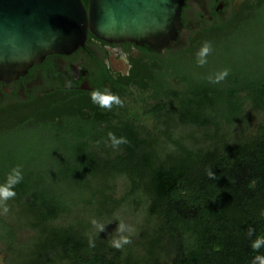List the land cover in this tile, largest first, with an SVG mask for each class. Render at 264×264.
Listing matches in <instances>:
<instances>
[{"label": "trees", "instance_id": "obj_1", "mask_svg": "<svg viewBox=\"0 0 264 264\" xmlns=\"http://www.w3.org/2000/svg\"><path fill=\"white\" fill-rule=\"evenodd\" d=\"M194 46L167 52L111 92L97 81L90 92L0 105V185L15 168L23 176L16 196L0 203V245L12 254L24 230L39 235L17 264H252L264 256V246L251 247L264 239V123L249 134L245 116L247 103L264 112V0ZM94 91L121 104L101 108ZM109 134L126 142L114 146ZM125 206H139L143 227L120 249L89 237L88 221L67 224L75 211L117 223ZM16 211L18 228L8 219Z\"/></svg>", "mask_w": 264, "mask_h": 264}, {"label": "water", "instance_id": "obj_2", "mask_svg": "<svg viewBox=\"0 0 264 264\" xmlns=\"http://www.w3.org/2000/svg\"><path fill=\"white\" fill-rule=\"evenodd\" d=\"M185 0H0V82L27 74L51 54L70 55L87 34L161 52L182 29Z\"/></svg>", "mask_w": 264, "mask_h": 264}, {"label": "flooded vegetation", "instance_id": "obj_3", "mask_svg": "<svg viewBox=\"0 0 264 264\" xmlns=\"http://www.w3.org/2000/svg\"><path fill=\"white\" fill-rule=\"evenodd\" d=\"M249 2L251 0H185L177 43L172 49L161 52L131 42H106L89 32L84 46L72 54L48 55L26 75L10 83L0 82V105L18 107L21 103L25 106L32 103V99H43L52 93L90 92L97 81L103 82L110 92L119 89L128 85L135 73L141 74V69L143 72L148 65L160 62L167 52L194 48L203 36L217 31Z\"/></svg>", "mask_w": 264, "mask_h": 264}, {"label": "rangeland", "instance_id": "obj_4", "mask_svg": "<svg viewBox=\"0 0 264 264\" xmlns=\"http://www.w3.org/2000/svg\"><path fill=\"white\" fill-rule=\"evenodd\" d=\"M188 64L189 66L191 65L189 63V60L186 58L184 60L183 65H188ZM245 116L247 117L246 119H247V125L249 127V134H251L259 124L264 123V112L253 109L250 103H247V105L245 106ZM143 123L147 128H150L153 124V121L144 119ZM177 131H179L178 134L181 133L187 135L189 132L193 130L189 128H183V129L179 128ZM195 133H196L195 136H198L199 138L202 137L201 131L195 130ZM49 147L50 146H48L47 148ZM97 185L99 184H96L95 190H97L98 187ZM117 186L118 187L116 189V195H114V197H119L121 193H123V182L121 180H119ZM96 198H97V203L100 202L101 200L100 197L97 196ZM126 207L127 209H123L118 212L119 213L118 215H120L119 216L120 221L117 223L115 222L114 218L111 219L106 218L100 221H95L89 218H85L82 215V211H75V213L68 218L67 224L77 226V225L87 224L86 221H88L91 224L90 229L88 231V235L89 237L92 238L99 239L105 236L112 240V239H119L120 236L126 237L131 233L133 234L134 232L139 231L143 227L141 220L143 219L144 216V214L142 213L143 211H140L139 206L136 207L125 206V208ZM21 218L22 217L20 211H16L15 215H13L11 219L10 217H8V219L11 221V224L15 228H18L19 225L22 223L20 222ZM121 225L124 226L123 232L118 231ZM36 234L35 233L32 234V232L29 229L24 230V232L20 233L17 243L15 245V249L12 252V254L7 251H4V247L0 245V264H17L16 262H19V260L23 258V257L19 258V256L28 254L31 251L34 240H36L39 237V235Z\"/></svg>", "mask_w": 264, "mask_h": 264}, {"label": "clouds", "instance_id": "obj_5", "mask_svg": "<svg viewBox=\"0 0 264 264\" xmlns=\"http://www.w3.org/2000/svg\"><path fill=\"white\" fill-rule=\"evenodd\" d=\"M211 50V46L209 44H205L202 48V50L199 53V63L203 65L206 63L205 57L208 55V53ZM228 75L227 70H225L220 76L217 77V79L214 81L218 83L220 80L224 79ZM91 100L93 103L98 104L101 108L110 109L113 104L120 105L121 101L119 97L112 95L110 93L100 92V91H94L91 94ZM110 139L113 141V145H119L121 143H124L122 138L120 140L115 139V137L112 136V134H109ZM23 179V176L21 174V171L19 168H15L12 170V174L9 176L7 182L3 185H0V203L7 201L10 198H13L16 196V192L13 190L14 186ZM5 211L7 209L5 208ZM119 232L124 231V226L121 225L118 229ZM251 235V230L249 232ZM130 243V240L125 236H120L119 239H113L112 246L116 249L122 248L123 245H126ZM264 246V239H257L252 244L251 247L255 251H259L261 247ZM252 264H264V256L257 255L253 257Z\"/></svg>", "mask_w": 264, "mask_h": 264}]
</instances>
